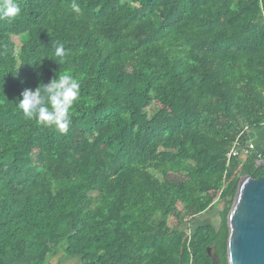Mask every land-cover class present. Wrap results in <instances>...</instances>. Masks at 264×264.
Listing matches in <instances>:
<instances>
[{
	"label": "trees",
	"instance_id": "1",
	"mask_svg": "<svg viewBox=\"0 0 264 264\" xmlns=\"http://www.w3.org/2000/svg\"><path fill=\"white\" fill-rule=\"evenodd\" d=\"M16 2L0 20V264H211L208 246L228 264L237 183L263 174L227 152L264 124V0ZM57 74L81 85L64 134L17 107Z\"/></svg>",
	"mask_w": 264,
	"mask_h": 264
},
{
	"label": "water",
	"instance_id": "2",
	"mask_svg": "<svg viewBox=\"0 0 264 264\" xmlns=\"http://www.w3.org/2000/svg\"><path fill=\"white\" fill-rule=\"evenodd\" d=\"M263 174L239 178L226 216L228 264H264V158L256 159ZM211 264H219L214 246L206 247Z\"/></svg>",
	"mask_w": 264,
	"mask_h": 264
},
{
	"label": "clouds",
	"instance_id": "3",
	"mask_svg": "<svg viewBox=\"0 0 264 264\" xmlns=\"http://www.w3.org/2000/svg\"><path fill=\"white\" fill-rule=\"evenodd\" d=\"M72 9L79 12V6L75 3ZM20 13L16 0H0V20H12ZM65 55L64 46L57 45L55 56L63 59ZM80 87V82L71 74H57L56 78L47 84L40 83L34 90L24 89L17 107L26 118L42 126L54 127L64 134L72 124L70 110L79 99Z\"/></svg>",
	"mask_w": 264,
	"mask_h": 264
},
{
	"label": "rangeland",
	"instance_id": "4",
	"mask_svg": "<svg viewBox=\"0 0 264 264\" xmlns=\"http://www.w3.org/2000/svg\"><path fill=\"white\" fill-rule=\"evenodd\" d=\"M255 129L252 128V131ZM217 210H211L208 211L200 216H196L190 221V228L192 229L194 226H196L199 223H210L213 225H217ZM188 216H185L184 219H187ZM177 219L172 215L169 222L172 225L176 224ZM51 263L54 264H79L80 263V258L78 256H68L66 254H58L54 257L51 258Z\"/></svg>",
	"mask_w": 264,
	"mask_h": 264
},
{
	"label": "built area",
	"instance_id": "5",
	"mask_svg": "<svg viewBox=\"0 0 264 264\" xmlns=\"http://www.w3.org/2000/svg\"><path fill=\"white\" fill-rule=\"evenodd\" d=\"M250 125H245L243 127V130L242 132H247L248 129H249ZM241 132V133H242ZM240 133V134H241ZM239 134V135H240ZM239 135L236 137L233 145L231 146V148L229 149V151L227 152V158H231V157H236V156H247V155H250L252 153H255L256 156H257V159H260L261 158V154L260 153H257L255 150H254V147L252 144L250 143H244V144H240L239 143Z\"/></svg>",
	"mask_w": 264,
	"mask_h": 264
},
{
	"label": "crops",
	"instance_id": "6",
	"mask_svg": "<svg viewBox=\"0 0 264 264\" xmlns=\"http://www.w3.org/2000/svg\"><path fill=\"white\" fill-rule=\"evenodd\" d=\"M252 128L255 130L252 131ZM246 143L253 145L254 150L257 153L264 154V124L263 125H252L246 132Z\"/></svg>",
	"mask_w": 264,
	"mask_h": 264
}]
</instances>
